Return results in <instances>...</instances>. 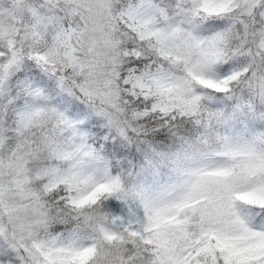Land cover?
I'll return each instance as SVG.
<instances>
[{
	"label": "snow or ice",
	"instance_id": "6c2138e0",
	"mask_svg": "<svg viewBox=\"0 0 264 264\" xmlns=\"http://www.w3.org/2000/svg\"><path fill=\"white\" fill-rule=\"evenodd\" d=\"M0 264H264V0H0Z\"/></svg>",
	"mask_w": 264,
	"mask_h": 264
}]
</instances>
